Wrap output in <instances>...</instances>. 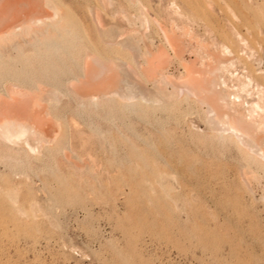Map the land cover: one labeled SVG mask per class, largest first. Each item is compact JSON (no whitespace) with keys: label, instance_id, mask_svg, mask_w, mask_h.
Here are the masks:
<instances>
[{"label":"rangeland","instance_id":"1","mask_svg":"<svg viewBox=\"0 0 264 264\" xmlns=\"http://www.w3.org/2000/svg\"><path fill=\"white\" fill-rule=\"evenodd\" d=\"M55 2L76 38L46 71L29 37L0 44V102L45 123L34 152L0 136V264H264L263 127L244 148L210 117L211 92L173 85L190 71L264 121V0ZM159 49L165 84L147 70Z\"/></svg>","mask_w":264,"mask_h":264},{"label":"bare ground","instance_id":"2","mask_svg":"<svg viewBox=\"0 0 264 264\" xmlns=\"http://www.w3.org/2000/svg\"><path fill=\"white\" fill-rule=\"evenodd\" d=\"M56 0H0V44L4 45L8 42H2L3 40L6 41V39H14L15 36H20V37H29V39L27 38V44L28 45H32V49H28V53H30V55L36 54V56H39L40 59H45L47 61H45L46 66L40 69L41 72H43L44 70L46 71L49 67H50V61L52 63V59L54 57L59 58L60 55H62L63 52H67V49L69 47H72L74 45L75 42V38H76V32L73 29V25L74 23H72L71 25H69L71 22L68 21L67 17H70L66 14V11L64 12L61 5H59L57 2H55ZM98 15V14H97ZM96 15V16H97ZM95 17V16H94ZM142 18V17H141ZM71 19V17H70ZM147 19V18H146ZM148 21V20H147ZM69 22V23H68ZM75 27V26H74ZM111 28V27H110ZM164 28V27H163ZM168 33V31H167ZM169 34V33H168ZM75 35V36H74ZM174 35V34H173ZM167 36V34H166ZM114 37V36H113ZM169 37V35H168ZM175 37V36H174ZM74 38V39H73ZM16 39V37H15ZM26 39V38H25ZM167 39V38H166ZM170 39V38H169ZM172 39V38H171ZM170 39V40H171ZM176 39V38H175ZM17 40V39H16ZM15 40V42H16ZM21 40V39H20ZM108 40V39H107ZM169 40V41H170ZM178 40V39H176ZM8 41V40H7ZM13 41V40H12ZM173 41V40H172ZM171 41V43H173ZM24 42V41H23ZM9 44V43H8ZM20 44V43H19ZM1 45V46H2ZM13 45H15V49L16 48V44L13 42ZM20 45H23V43H21ZM26 45V44H25ZM24 45V46H25ZM26 45V46H28ZM175 46V44H173ZM11 46V45H10ZM4 47H6L4 45ZM13 47V46H11ZM18 47V46H17ZM157 47V46H156ZM1 48V47H0ZM25 48V47H24ZM23 48V49H24ZM80 48V47H79ZM174 48V47H173ZM2 49V48H1ZM0 49V50H1ZM14 49V48H13ZM226 49H230L227 48ZM18 50L20 51L21 49ZM17 51V50H16ZM22 51V50H21ZM26 51V50H24ZM22 51V53L24 52ZM31 51V52H30ZM87 51V50H86ZM89 51V50H88ZM87 51V52H88ZM90 51L92 52V50L90 49ZM89 51V53H91ZM148 51V50H147ZM1 52V51H0ZM3 50H2V54H3ZM80 52V51H79ZM231 52V51H230ZM94 53V52H93ZM91 53V54H93ZM166 52H164L162 49H159L158 52H154L151 53L148 51V54H150L149 59H147V70L149 72V76H155L156 71H160L159 73V78L161 82H164V84L166 82H170L173 79H171L164 71H161L162 67H166L164 66V64L166 63ZM27 55V53H25ZM24 54V55H25ZM229 54V53H228ZM232 54V53H231ZM4 55V54H3ZM17 55V54H16ZM23 55V56H24ZM79 55V54H78ZM95 55V54H94ZM225 55V54H224ZM8 56V55H7ZM10 56V55H9ZM8 56V57H9ZM19 56V55H18ZM21 56V55H20ZM149 56V55H147ZM2 58V56H0ZM17 57V56H16ZM13 57V58H16ZM38 57V58H39ZM94 58H96L95 56H93ZM92 55H91V59H93ZM0 58V59H1ZM25 58V57H24ZM89 58V56L87 55V57L85 59ZM12 59V58H11ZM17 59V58H16ZM30 58L27 59V61H29ZM98 59V57L96 58V60ZM13 60V59H12ZM21 60V59H20ZM24 60V59H23ZM94 60V59H93ZM93 60H90L87 62L85 68L91 71H94V73H90V75H98L100 72L102 73V70L104 71V69L102 67H98L100 71L98 74V71L92 70V66L93 65ZM99 60V59H98ZM92 61V62H91ZM95 61V60H94ZM213 61V60H212ZM231 61V60H230ZM2 62V61H1ZM26 62V61H24ZM97 62V61H96ZM101 62V61H99ZM97 62V63H99ZM104 62V61H103ZM186 62V61H185ZM229 62V61H228ZM227 62V63H228ZM86 63V61H85ZM106 63V62H105ZM202 63V62H201ZM215 63V62H214ZM40 64V63H39ZM54 64V63H53ZM95 64V63H94ZM146 64V63H145ZM222 64V63H221ZM225 64V63H224ZM2 65V63H1ZM25 65V67H24ZM49 65V66H48ZM99 65V64H98ZM101 65V64H100ZM19 66V65H18ZM22 66L24 68H26V70L28 71L29 67V63H23ZM94 66V65H93ZM103 66V64H102ZM204 66V65H202ZM209 66V65H208ZM217 66V65H216ZM4 67H6L4 65ZM15 67V66H14ZM62 67V66H61ZM95 67V66H94ZM93 67V68H94ZM105 67V66H103ZM207 68V66H205ZM223 67V66H222ZM227 67V66H226ZM9 68V67H8ZM37 68V67H36ZM39 68V67H38ZM189 68V67H188ZM2 70V68H0ZM95 69V68H94ZM102 69V70H101ZM202 69V68H201ZM210 69V68H208ZM213 69V68H212ZM97 70V69H96ZM163 70V68H162ZM5 71V70H4ZM9 71V70H8ZM201 71V70H200ZM204 71V69H203ZM211 71V69H210ZM96 72V73H95ZM146 72V74L148 73ZM202 72V71H201ZM208 72V71H207ZM158 73V72H157ZM188 74H186V76L182 77L183 78V82H177V84H173L174 85V89L177 90L178 94H180V92H184V90H186V93L190 94V93H194L196 95H198V97H200L201 93L203 92H211L212 97L210 99V101H208L209 99H206L205 96L202 98V96L200 97L201 100H203V102L207 103L209 105L210 108V113L211 116L208 114V117H212L215 118L217 121H219V126L222 128V126H224L222 129H224L225 131H227L228 133H231L234 137H236L239 141L244 142V145L246 143V145L244 146V148L249 147L248 144L250 145L251 143H247V141H244L245 139L250 140L252 142L255 143V146L253 145V143L250 145V147H252V145L255 147H253L254 149L258 148L259 146H256V139H258L260 136L258 135V126L261 125L263 127L264 130V121H260V122H256L255 120V115L258 116L259 112H257V109H260V105L257 103L252 102V104L250 105L251 107L248 109V115L249 116H244L238 113L236 109L234 113H231L230 110L228 108L231 107V105H235V101H239L240 100V94L238 92L235 93H229L228 96H221V94L219 92H217L214 87L213 89V85L214 82L212 84V86L210 87L209 85H207V83H203V82H195L194 81V77H193V73H191L190 71H187ZM203 73V72H202ZM206 73V72H205ZM204 73V74H205ZM196 74V73H194ZM207 74V73H206ZM209 74V73H208ZM90 76L93 78L97 79L99 78L98 76ZM100 75V74H99ZM88 77V76H87ZM199 77V75H198ZM207 77V76H206ZM248 79V81H246ZM96 80V79H95ZM157 81V79H154ZM211 80V79H210ZM208 80V81H210ZM218 80V79H217ZM223 80V79H222ZM246 80L244 82H241V86L242 89L244 90L245 88L248 87V85L250 84L251 79L249 77L246 78ZM225 81V80H224ZM85 82V81H82ZM235 82V81H234ZM39 83V82H38ZM79 83V82H78ZM172 83V82H171ZM218 83V82H216ZM226 82H223V84ZM160 84V83H159ZM158 84V85H159ZM209 84V82H208ZM80 85V84H79ZM161 85V84H160ZM172 85V86H173ZM217 84H215L216 86ZM227 85V83H226ZM74 86V85H73ZM165 86V85H164ZM218 86V85H217ZM220 86V85H219ZM218 86V88H219ZM225 86V85H224ZM240 86V87H241ZM79 87V86H78ZM237 90L240 89L239 86H237ZM76 88V86H75ZM41 89V88H40ZM241 89V90H242ZM14 90V89H12ZM21 90V89H19ZM53 90V89H52ZM100 90V89H99ZM240 90V91H241ZM18 91V90H17ZM43 91V90H42ZM50 91V90H49ZM103 91V90H102ZM107 91V90H105ZM109 91V90H108ZM111 91V90H110ZM109 91V92H110ZM158 92H160L159 94H163V95H169V97H172L173 94L168 93L167 92V88H163V87H159V89L157 90ZM22 92V91H21ZM46 92V91H45ZM44 92V93H45ZM51 92V91H50ZM49 92V93H50ZM157 92V94H158ZM229 92V91H228ZM57 93H59V91L57 92L56 89H54V91H52V97L53 95H56ZM104 93V92H103ZM225 93V92H223ZM260 93V90L259 92ZM47 94V93H46ZM114 94H117L116 92ZM158 94V95H159ZM177 94V93H176ZM204 94V93H203ZM228 94V93H227ZM262 94V93H261ZM48 95V94H47ZM109 95V94H108ZM107 95V96H108ZM122 95V94H121ZM124 95V94H123ZM145 95V94H144ZM11 97L15 98V95H10ZM110 96V95H109ZM162 96V95H161ZM179 96V95H178ZM28 97V96H27ZM102 97V96H101ZM123 97V96H122ZM153 97V96H152ZM84 98V97H83ZM94 99L98 98L95 95L92 97ZM123 98L127 99H131L134 98V95L130 94V95H126ZM144 98V97H143ZM146 98V97H145ZM196 98V97H195ZM2 99V96L1 98ZM4 99V98H3ZM2 99V100H3ZM16 99V98H15ZM14 99V100H15ZM149 99V98H147ZM156 100V98H154ZM153 99V100H154ZM160 99V98H159ZM158 99V100H159ZM170 99V98H169ZM5 100V99H4ZM154 100V101H155ZM6 101V100H5ZM145 101V100H144ZM150 101V99L148 100ZM147 101V102H148ZM152 101V100H151ZM255 101V100H253ZM8 102V101H7ZM146 102V103H147ZM248 104V101H245ZM1 103V102H0ZM3 101L1 103L0 108H2V111H4L6 109V106L9 105L10 106V110H5V111H9V112H5L3 115L2 113H0V136L1 138H3L5 141L9 142V143H21L23 142L26 147L30 148L31 151L36 150V146H32L29 139H28V135L30 133H36L39 134L40 136L43 135V127L45 125L44 120L41 118L40 115H36L34 117H32V119H28L27 117V113L26 116L27 119H23L22 114L25 113H21V117L15 112L16 111V107L17 106H12L11 108V104L10 102L4 103L5 106L3 105ZM47 103V102H46ZM251 103V102H250ZM13 104V103H12ZM5 108H4V107ZM262 106V105H261ZM8 107V106H7ZM35 107V106H34ZM225 107V110L222 111L221 109ZM236 107V105L234 106ZM233 107V108H234ZM238 107V105H237ZM240 107V106H239ZM4 108V109H3ZM15 110H14V109ZM23 108V107H22ZM21 108V110H23ZM26 108V107H25ZM37 108V107H36ZM242 108V107H241ZM20 109V107H19ZM232 110V108H230ZM263 109V108H262ZM28 110V109H27ZM26 110V111H27ZM32 110V107H31ZM261 110V109H260ZM24 111V110H23ZM241 111V110H239ZM19 112V111H18ZM19 112V113H20ZM28 112V111H27ZM35 112V111H34ZM33 112V113H34ZM31 115V114H30ZM24 116V115H23ZM259 117V116H258ZM215 120V121H216ZM260 120V119H258ZM215 121H211V122H215ZM216 121V122H217ZM215 122V124H216ZM221 124V125H220ZM211 125H213V123H211ZM217 127V126H215ZM220 128V130H221ZM261 128V127H259ZM219 129V128H218ZM45 130V129H44ZM216 130V129H215ZM219 130V131H220ZM223 133V130H221ZM216 133V132H215ZM35 134V135H36ZM221 134V132H220ZM260 134V133H259ZM264 134V133H263ZM222 135V134H221ZM230 135V134H229ZM229 137V136H228ZM231 137V136H230ZM245 138V139H244ZM260 142V140H259ZM237 144V143H236ZM243 145V143H240V145ZM262 144V143H261ZM239 146V143L237 144ZM235 146V145H234ZM262 146V145H261ZM242 147V146H241ZM29 149V150H30ZM252 149V148H251ZM253 149V150H254ZM261 149V147H260ZM244 150V149H243ZM246 150V149H245ZM244 150V151H245ZM259 150V149H258ZM247 151H251L248 150ZM34 152V151H33ZM248 152V153H249ZM251 152H255V151H251ZM260 152V154L258 153ZM257 154H259L262 158H264V149H262L261 151L259 150ZM253 153H250V155H252ZM254 155V154H253ZM259 156V157H260ZM261 160V159H260ZM263 160V159H262Z\"/></svg>","mask_w":264,"mask_h":264}]
</instances>
